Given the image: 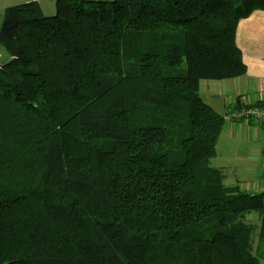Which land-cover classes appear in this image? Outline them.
Wrapping results in <instances>:
<instances>
[{
    "label": "trees",
    "instance_id": "trees-1",
    "mask_svg": "<svg viewBox=\"0 0 264 264\" xmlns=\"http://www.w3.org/2000/svg\"><path fill=\"white\" fill-rule=\"evenodd\" d=\"M56 6L0 27V264H264V192L210 166L227 120L200 95L247 74L264 0Z\"/></svg>",
    "mask_w": 264,
    "mask_h": 264
},
{
    "label": "crops",
    "instance_id": "crops-1",
    "mask_svg": "<svg viewBox=\"0 0 264 264\" xmlns=\"http://www.w3.org/2000/svg\"><path fill=\"white\" fill-rule=\"evenodd\" d=\"M32 1L35 0L25 3ZM36 1L43 8L41 0ZM48 2L56 4V0ZM2 11L1 7L0 27ZM237 31L236 42L248 68L247 74L231 80L201 82V88L205 85L210 101H214L210 104L221 108L218 113L222 116L230 107L264 102V11L258 10L242 20ZM217 144V155L211 166L223 172L226 186H237L251 194L263 193L264 129L252 120H227Z\"/></svg>",
    "mask_w": 264,
    "mask_h": 264
},
{
    "label": "rangeland",
    "instance_id": "rangeland-1",
    "mask_svg": "<svg viewBox=\"0 0 264 264\" xmlns=\"http://www.w3.org/2000/svg\"><path fill=\"white\" fill-rule=\"evenodd\" d=\"M25 1H28V0H0V10H1V7L3 9V11L1 12V14H3L1 16L2 21L4 22V13H5V11H6V9L8 7L20 6L21 4L31 3V2H26L25 3ZM92 1H95V0H92ZM102 1H107V0H102ZM41 2L43 3V8L42 9H43L44 15H47V16H55V15H57L56 14V12H57L56 4H53V3L51 4V2H48V0H41ZM3 7H5V8H3ZM0 55L1 56L3 55V60L4 61H8L10 59V56L8 54L4 53V52H2V54L0 53ZM203 82H208L209 83V81H203ZM200 95L202 96L204 101L207 102L209 105H211L210 103L214 102V101H210L211 98L207 94V90L205 88V85H203L202 88L200 89ZM212 106L213 105H211V107ZM214 109H216L217 112H221V110H222L219 107H217V108L215 107ZM212 161L213 160H211V162H210V166H211ZM246 218H247V222L248 223L255 224V225L256 224L260 225V218L258 217V214L256 212L248 215Z\"/></svg>",
    "mask_w": 264,
    "mask_h": 264
},
{
    "label": "built area",
    "instance_id": "built-area-1",
    "mask_svg": "<svg viewBox=\"0 0 264 264\" xmlns=\"http://www.w3.org/2000/svg\"><path fill=\"white\" fill-rule=\"evenodd\" d=\"M1 59V55H0ZM228 121H255L264 129V102L250 103L242 107H230L224 115ZM264 167V162H263Z\"/></svg>",
    "mask_w": 264,
    "mask_h": 264
}]
</instances>
